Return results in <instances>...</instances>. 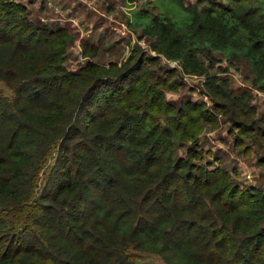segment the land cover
Wrapping results in <instances>:
<instances>
[{
  "label": "trees",
  "instance_id": "1",
  "mask_svg": "<svg viewBox=\"0 0 264 264\" xmlns=\"http://www.w3.org/2000/svg\"><path fill=\"white\" fill-rule=\"evenodd\" d=\"M171 1L183 22L134 12L149 51L102 65L83 41L72 71L66 28L0 0V264H264V187L204 145L223 120L264 170V113L225 76L241 60L264 93V0ZM183 76L210 105L166 99Z\"/></svg>",
  "mask_w": 264,
  "mask_h": 264
},
{
  "label": "rangeland",
  "instance_id": "2",
  "mask_svg": "<svg viewBox=\"0 0 264 264\" xmlns=\"http://www.w3.org/2000/svg\"><path fill=\"white\" fill-rule=\"evenodd\" d=\"M21 3H29L30 19L39 22L50 30L66 28L74 37L67 46L64 65L67 69L76 70L84 64L87 57L83 54L81 44L83 41L92 44L97 49L95 61L102 65L114 62L121 64L129 55L130 50L139 45L140 48L148 50L147 41L140 38V33L132 29L131 21L135 17L134 12L145 10L152 15L159 12H167L174 16L177 21H184L185 14L181 12L171 0H44L50 6L38 0H19ZM184 3H193L194 0H183ZM53 5V6H51ZM58 10L56 13L55 10ZM55 21L49 20L54 19ZM60 23L56 24V22ZM85 38V40H84ZM151 56L153 53L149 52ZM225 60L221 65L225 66ZM232 66L227 68L225 76L229 79L231 89L239 92L245 91L253 96L252 102L259 111L264 113V93L256 91L251 87V75L246 64L241 60H235ZM165 69H174L175 63L163 62ZM220 66V65H219ZM224 76V75H223ZM201 78L183 76L182 86L177 93L168 94L166 99L178 106L186 100L203 101L210 105L209 99L202 87ZM1 89V86H0ZM217 121L212 131L204 133V145L217 155L222 156L223 166L228 170L232 167L239 173V181L246 187H264V170L257 164L256 153H244L232 144V136L228 134L229 125ZM232 170V169H230ZM140 264H165L158 256L141 255Z\"/></svg>",
  "mask_w": 264,
  "mask_h": 264
},
{
  "label": "crops",
  "instance_id": "3",
  "mask_svg": "<svg viewBox=\"0 0 264 264\" xmlns=\"http://www.w3.org/2000/svg\"><path fill=\"white\" fill-rule=\"evenodd\" d=\"M38 1H39V3H40V2L45 3L44 0H38ZM45 6H50V3H49V2L45 3V5H43V9L45 8ZM51 6H53V5H51ZM54 10H55V9H54ZM57 11H58V10H55L54 12L56 13ZM57 17H58V16H55L54 19L50 18V19L47 20V21H50V20H54V21H55V19H56ZM58 20H59V22H56V24H59V23H60V18H59ZM54 27H55V29H56V28H58V25H55ZM84 40H85V38H84ZM233 168H235V167H232V168H230V169H233ZM230 169H229V170H230Z\"/></svg>",
  "mask_w": 264,
  "mask_h": 264
}]
</instances>
